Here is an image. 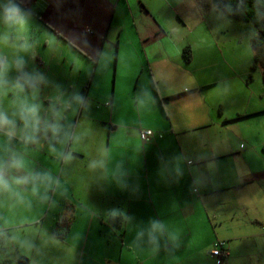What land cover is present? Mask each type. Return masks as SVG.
<instances>
[{
    "label": "crops",
    "instance_id": "crops-1",
    "mask_svg": "<svg viewBox=\"0 0 264 264\" xmlns=\"http://www.w3.org/2000/svg\"><path fill=\"white\" fill-rule=\"evenodd\" d=\"M137 2L0 0V13L15 5L29 16L26 28L36 20L26 31L21 22L0 19V43L14 44L21 62L29 56L38 64L40 41L81 77L86 65L92 68L75 122L87 114L109 45L115 68L136 71L135 94L125 98L115 89L106 102L112 117L120 116L109 139L126 132L108 151L73 148L69 122L55 131L20 117L0 127V238H16L5 264H215L206 251L219 240L227 242L228 264H264V236L254 229L264 226V81L261 70L250 71L252 63L231 61L229 44L239 39L233 30L250 27L233 20L223 38L177 43L163 15L166 6L180 13L175 0ZM208 9L214 20L209 14L218 11ZM229 32L234 39L226 40ZM255 34L251 27L250 38ZM142 130L154 138L143 141ZM18 211L31 220L18 219ZM71 214L68 236L56 238L58 220Z\"/></svg>",
    "mask_w": 264,
    "mask_h": 264
},
{
    "label": "rangeland",
    "instance_id": "rangeland-1",
    "mask_svg": "<svg viewBox=\"0 0 264 264\" xmlns=\"http://www.w3.org/2000/svg\"><path fill=\"white\" fill-rule=\"evenodd\" d=\"M163 1L164 0H143V2L148 5L150 3L156 4ZM165 1L168 2V0ZM135 2H137V0H135ZM175 3L174 6H178L176 9L178 13L180 11L181 14L175 15V11L173 12L170 6H166L163 9V15L165 18L169 19L176 28L177 37L173 36V38L177 39V43H179V38H184L190 43L196 42V44H198L197 40H215L214 35L223 38L226 34L225 30H227L226 28L229 25V21L233 22V19L220 11H218L217 14H209L215 17L214 20L210 17L208 18V13H206V11L209 9L199 10L191 0H175ZM208 3L212 6L211 0H208ZM135 5L136 12L141 11L139 16L144 17L145 15L143 13L146 10L143 3L137 2ZM178 16L180 17L178 18ZM26 17L29 16L23 13V19L21 21L23 28H26ZM31 21L32 23L27 25L26 31H29L31 25L36 22L35 19L30 20V22ZM241 25L250 27V30H233L238 33L239 39L233 44L229 43L234 53L231 61H235L238 64L245 62V65L253 64V50L250 45L249 34L251 32V27L254 31H256V29L251 23H243ZM112 33L116 34L111 38V40L113 39L114 41L117 37V31L114 32L113 30ZM227 34L231 36L226 40L234 39L231 32ZM7 36L9 37V35ZM0 45V119L17 125L20 117H24V113L28 109L34 108L35 114L32 117V125L37 127V129H42L45 127L44 124H46L57 131L60 127V123H63L62 127H65L66 123L69 122L73 139V148L79 149V146H81L86 154L87 149H92L95 145L99 146L102 151H108L109 147H112L111 144L114 145L116 143H113L114 140H117L119 143L122 142L121 138H124L126 132L120 129L116 134L112 135L113 140L109 139L108 129L110 127H115V123L120 120V116L115 115L113 118L109 112V108L106 106V102H111V96L112 93L114 94L115 89L117 92H121L125 98L127 96L132 97L135 94L136 71H131L127 66L122 67L121 65L119 67V64L115 68V53L113 56L110 54V45L103 56L104 63L100 67L97 77L94 79L93 89L90 92L91 97L86 111L87 114L83 115L77 122H75L76 108H78L77 106L81 103V97L83 98L82 88L86 85L87 78H89L92 68L86 65L89 71L84 68L83 73L85 76L82 75L81 77V70L77 68L72 69L70 64L68 66L65 65L63 62L65 57H61L60 51L55 52L54 46L52 47L54 50L50 49L51 47L42 48L40 41L36 47L42 48L41 50L38 48L40 55L37 57L38 66L34 62L28 60L29 56H23L24 61L21 62V56L15 51L14 44H6L8 47H4L1 43ZM3 58H5V63L2 64ZM52 58H55L56 61L52 62ZM42 63H44L43 66ZM250 71H252V69ZM251 74L255 75V73ZM247 80L250 82L249 77ZM58 103L61 104V107H57ZM135 118H137V116ZM101 122L106 123V125H103ZM22 128L24 133L30 131L24 124ZM134 136L137 141V136ZM71 160L76 161L77 158L71 156ZM77 174H79L78 171H76V175ZM18 212L20 213L18 219L30 218L31 220V215L29 213L24 215V213ZM231 222H233V218ZM254 229L258 232L260 237L264 236V233L261 232V227L258 228V226H255ZM9 237L0 238V264H5L2 260L7 253H10V255L13 254V244L16 241L15 234L12 233ZM211 247L213 248V245ZM40 252L41 250H39V253Z\"/></svg>",
    "mask_w": 264,
    "mask_h": 264
},
{
    "label": "trees",
    "instance_id": "trees-1",
    "mask_svg": "<svg viewBox=\"0 0 264 264\" xmlns=\"http://www.w3.org/2000/svg\"><path fill=\"white\" fill-rule=\"evenodd\" d=\"M212 6L216 11H220L229 18L242 22L251 23L255 29L256 34L251 38V46L253 49V64L252 70H261L262 78L264 81V0H211ZM202 9L210 8L208 0H197ZM183 58L188 63L192 59V51L189 47L184 48ZM94 73V72H93ZM89 79L87 86L84 88V96H86L89 90ZM252 80V75L249 76V81ZM81 110V109H80ZM264 153V145L262 147ZM66 209L70 211L71 206H67ZM112 222L119 226L120 217H113ZM73 224V215H64L60 218L54 229V235L58 239H65Z\"/></svg>",
    "mask_w": 264,
    "mask_h": 264
},
{
    "label": "built area",
    "instance_id": "built-area-1",
    "mask_svg": "<svg viewBox=\"0 0 264 264\" xmlns=\"http://www.w3.org/2000/svg\"><path fill=\"white\" fill-rule=\"evenodd\" d=\"M140 137L143 141H151L154 138V134L149 130H142ZM262 231L264 233V226H262ZM206 254L214 259L215 264H228L227 242L223 240L215 242L213 248L207 250Z\"/></svg>",
    "mask_w": 264,
    "mask_h": 264
},
{
    "label": "clouds",
    "instance_id": "clouds-1",
    "mask_svg": "<svg viewBox=\"0 0 264 264\" xmlns=\"http://www.w3.org/2000/svg\"><path fill=\"white\" fill-rule=\"evenodd\" d=\"M0 19H2L3 22L6 24L13 25V24H16L22 21L23 13L17 6L12 5L7 10L0 13ZM34 114H35L34 108L28 109L24 113V117L25 118L33 117ZM7 124H8V121L0 119V127H5L7 126Z\"/></svg>",
    "mask_w": 264,
    "mask_h": 264
},
{
    "label": "water",
    "instance_id": "water-1",
    "mask_svg": "<svg viewBox=\"0 0 264 264\" xmlns=\"http://www.w3.org/2000/svg\"><path fill=\"white\" fill-rule=\"evenodd\" d=\"M18 264H28L27 263V260L25 259H20L19 261H18Z\"/></svg>",
    "mask_w": 264,
    "mask_h": 264
}]
</instances>
